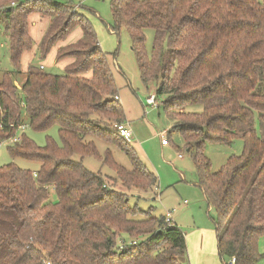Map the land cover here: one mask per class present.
<instances>
[{
    "label": "trees",
    "instance_id": "obj_1",
    "mask_svg": "<svg viewBox=\"0 0 264 264\" xmlns=\"http://www.w3.org/2000/svg\"><path fill=\"white\" fill-rule=\"evenodd\" d=\"M21 1L0 0V59L7 49L13 65L0 79V144L17 137L22 109L31 130L57 127L61 144L47 137L39 147L21 134L8 149L39 169L0 167V264H181L183 232L129 204V195L158 182L110 130L124 122L109 67L115 55L101 51L86 18H66L68 2L51 5L42 11L59 17L51 25L62 30L42 42V57L77 27L81 39L57 53V62L69 61L63 75L40 67L23 73L21 58L32 49L27 16L34 10L32 3L10 8ZM111 15L113 31L128 33L141 82L160 80L156 96L164 97L172 129L193 143L199 187L217 216L218 256L224 264H258L264 260L258 251L264 236V0H112ZM146 30L153 32L149 52ZM22 74L17 88L14 79ZM196 105L199 111L188 110ZM90 137L120 147L131 169L108 156L115 178L87 171L81 159L98 157ZM235 139L243 153L212 171L204 145Z\"/></svg>",
    "mask_w": 264,
    "mask_h": 264
},
{
    "label": "rangeland",
    "instance_id": "obj_2",
    "mask_svg": "<svg viewBox=\"0 0 264 264\" xmlns=\"http://www.w3.org/2000/svg\"><path fill=\"white\" fill-rule=\"evenodd\" d=\"M34 1L40 4L34 5ZM69 3L72 10L66 18L80 15L86 18L96 35L101 51L109 56V67L123 108L124 116L129 119L133 139L130 144L140 162L157 178L156 189L129 195L130 206H136L140 211L150 212L154 217L170 219L183 232L186 239L187 255L178 258L181 264H224L218 256L215 241V210L208 207L202 190L199 187V177L193 158L195 148L193 143L187 145L180 134L175 132L172 118L163 111L164 97L156 96L160 85L159 79H154L144 85L140 80L139 68L131 49V41L125 29L118 34L113 31L114 22L111 15L112 0H31L29 7L34 11L27 16L28 35L31 38L32 49L25 52L21 58V70L26 72L29 67L43 66L44 71L53 75H63L68 60H56L58 52L73 49L81 39L82 31L75 28L64 41H57L52 50L42 57V42L56 32H61L62 25L52 27L51 23L59 17H50L43 13L44 8L51 5ZM9 5V4H8ZM43 10V11H42ZM61 36V35H60ZM153 32L145 31L146 50L151 49ZM43 47V46H42ZM7 49H2L0 59V79L2 73L13 71ZM25 76L18 75L14 79L19 88ZM149 96L155 97V106L146 104ZM189 111L197 112L200 106H190ZM23 130L17 137L24 134L36 146L43 147L46 138L60 145L57 127L53 126L47 132H36L27 125V114L24 109L20 115ZM114 124H111L112 132ZM169 142L167 147L161 146V135ZM92 142L98 157L84 156L83 167L91 173H99L105 179L115 178L114 170L105 161L109 156L113 162L124 168L131 169V162L122 149L113 143H108L97 137L86 139ZM13 146L11 141L0 144V167L14 165L20 169L35 172L39 169L37 162H31L19 157H11L8 149ZM191 147L190 150H188ZM244 151L241 140L235 139L229 143H206L204 155L210 160L212 171L217 172L231 157H237ZM181 156V158H179ZM75 160H79L76 156ZM173 224V225H174ZM258 251L264 254V236L258 242ZM230 264V260H227ZM258 264H264V260Z\"/></svg>",
    "mask_w": 264,
    "mask_h": 264
},
{
    "label": "built area",
    "instance_id": "obj_3",
    "mask_svg": "<svg viewBox=\"0 0 264 264\" xmlns=\"http://www.w3.org/2000/svg\"><path fill=\"white\" fill-rule=\"evenodd\" d=\"M24 3H31V0H22L21 2H12L10 3V8H15L17 7L18 5L20 4H24ZM40 69H44L43 66H39ZM155 97L154 96H149L147 99H146V104L149 105V106H155ZM23 126L19 127V130H23ZM113 131L116 133V135L118 137H120L125 143L129 144L131 143L132 139H133V134L131 132V130L125 125V123H116L113 125L112 127ZM164 134L161 135V144L163 146L167 145L168 144V141L164 139ZM19 137H15L13 139H11L10 141L12 143H16V142H19ZM181 157V156H180ZM170 215H167L166 217H164V220H165V223L166 224H171V219L169 217ZM234 263V260L232 259L230 261V264H233Z\"/></svg>",
    "mask_w": 264,
    "mask_h": 264
},
{
    "label": "crops",
    "instance_id": "obj_4",
    "mask_svg": "<svg viewBox=\"0 0 264 264\" xmlns=\"http://www.w3.org/2000/svg\"><path fill=\"white\" fill-rule=\"evenodd\" d=\"M117 99H118V101L120 102V99L117 97ZM123 109V108H122ZM123 123H125V125L128 127V128H130V124H129V119H127L125 116H124V122ZM130 144V143H129ZM169 145V142H168V144L167 145H165V146H163L162 144H161V146L162 147H167ZM179 158H181L180 156H179ZM173 224H174V222H172ZM175 225V224H174ZM176 226V225H175ZM215 241H216V239H215Z\"/></svg>",
    "mask_w": 264,
    "mask_h": 264
}]
</instances>
